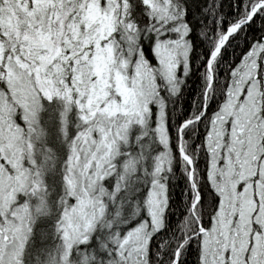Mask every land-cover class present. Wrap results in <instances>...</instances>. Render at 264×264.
Returning a JSON list of instances; mask_svg holds the SVG:
<instances>
[{"label":"snow or ice","instance_id":"6c2138e0","mask_svg":"<svg viewBox=\"0 0 264 264\" xmlns=\"http://www.w3.org/2000/svg\"><path fill=\"white\" fill-rule=\"evenodd\" d=\"M0 264H264V0H0Z\"/></svg>","mask_w":264,"mask_h":264}]
</instances>
